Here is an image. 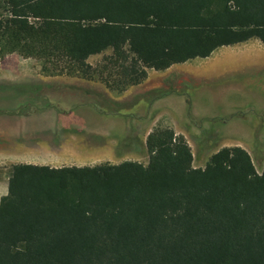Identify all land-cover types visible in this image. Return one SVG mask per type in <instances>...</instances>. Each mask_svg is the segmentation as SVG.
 I'll return each mask as SVG.
<instances>
[{"label":"trees","instance_id":"1","mask_svg":"<svg viewBox=\"0 0 264 264\" xmlns=\"http://www.w3.org/2000/svg\"><path fill=\"white\" fill-rule=\"evenodd\" d=\"M250 40L264 45V0H0V54L81 71L111 51L131 85ZM145 146L146 164L16 167L0 264H264V164L235 146L195 168L169 127Z\"/></svg>","mask_w":264,"mask_h":264},{"label":"rangeland","instance_id":"2","mask_svg":"<svg viewBox=\"0 0 264 264\" xmlns=\"http://www.w3.org/2000/svg\"><path fill=\"white\" fill-rule=\"evenodd\" d=\"M8 55L26 59L33 68L43 66L38 59L19 56L6 46L1 63ZM110 56L111 51L91 56L79 74L86 82L102 84L83 88L85 94L98 93L94 112L105 121L109 135V156L93 163L146 164L147 135L156 127H169L185 137L195 168H204L221 148L238 146L248 152L257 173L262 172L264 45L258 40L217 49L207 59L173 65L168 72L147 70L149 79L136 85L109 64ZM43 64L44 71L52 73L78 71L56 60ZM33 175L38 178L39 172Z\"/></svg>","mask_w":264,"mask_h":264},{"label":"crops","instance_id":"3","mask_svg":"<svg viewBox=\"0 0 264 264\" xmlns=\"http://www.w3.org/2000/svg\"><path fill=\"white\" fill-rule=\"evenodd\" d=\"M26 62L8 55L1 63L0 200L16 167L95 166L102 163L92 161L109 156L106 123L94 112L98 93L83 92L88 84H102L86 82L80 71L52 73Z\"/></svg>","mask_w":264,"mask_h":264},{"label":"built area","instance_id":"4","mask_svg":"<svg viewBox=\"0 0 264 264\" xmlns=\"http://www.w3.org/2000/svg\"><path fill=\"white\" fill-rule=\"evenodd\" d=\"M0 69H1V61H0Z\"/></svg>","mask_w":264,"mask_h":264},{"label":"bare ground","instance_id":"5","mask_svg":"<svg viewBox=\"0 0 264 264\" xmlns=\"http://www.w3.org/2000/svg\"><path fill=\"white\" fill-rule=\"evenodd\" d=\"M229 53V52H228Z\"/></svg>","mask_w":264,"mask_h":264}]
</instances>
